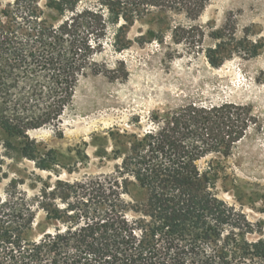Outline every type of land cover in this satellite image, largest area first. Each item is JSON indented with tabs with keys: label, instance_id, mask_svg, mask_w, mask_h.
I'll use <instances>...</instances> for the list:
<instances>
[{
	"label": "trees",
	"instance_id": "obj_1",
	"mask_svg": "<svg viewBox=\"0 0 264 264\" xmlns=\"http://www.w3.org/2000/svg\"><path fill=\"white\" fill-rule=\"evenodd\" d=\"M1 1L0 128L11 148L37 161L28 132L60 121L81 77L97 68L91 59L109 22H125L119 42L143 16L179 12L198 20L211 0H103L84 8L83 0ZM46 10L61 24H50ZM216 51L206 52L213 66ZM253 118L247 105L191 104L143 137L114 139L112 173L45 185L38 206L55 227L38 240L30 236L33 205L0 201V264H264V239L249 241L215 192L221 160L200 165L227 158Z\"/></svg>",
	"mask_w": 264,
	"mask_h": 264
},
{
	"label": "rangeland",
	"instance_id": "obj_2",
	"mask_svg": "<svg viewBox=\"0 0 264 264\" xmlns=\"http://www.w3.org/2000/svg\"><path fill=\"white\" fill-rule=\"evenodd\" d=\"M102 1L83 0L81 8ZM45 17L52 25L62 22L53 11ZM124 24L108 23L103 49L91 59L97 68L81 77L60 121L28 132L41 152L37 161L11 148L0 128V201L33 205L30 236L38 240L55 227L38 206L45 185L112 173L114 139L143 137L187 105L234 103L250 106L254 117L244 139L227 158L210 156L200 165L221 160L216 194L249 241L264 239V0H211L198 20L179 12L148 14L126 25V39L117 42ZM216 48L220 64L213 66L206 52Z\"/></svg>",
	"mask_w": 264,
	"mask_h": 264
}]
</instances>
